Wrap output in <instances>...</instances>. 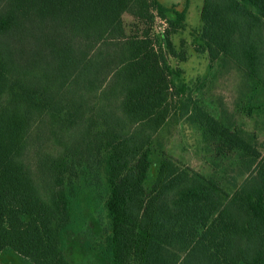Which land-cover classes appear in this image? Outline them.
<instances>
[{
    "label": "trees",
    "instance_id": "16d2710c",
    "mask_svg": "<svg viewBox=\"0 0 264 264\" xmlns=\"http://www.w3.org/2000/svg\"><path fill=\"white\" fill-rule=\"evenodd\" d=\"M202 1L192 46L212 70L243 71L252 118L264 0ZM187 29V10L160 0H0V264H264V154L171 65ZM182 124L215 166L256 160L234 193L228 171L207 177L156 141ZM36 131L60 148L34 153ZM88 171L106 183L105 227L76 203Z\"/></svg>",
    "mask_w": 264,
    "mask_h": 264
},
{
    "label": "rangeland",
    "instance_id": "374dc122",
    "mask_svg": "<svg viewBox=\"0 0 264 264\" xmlns=\"http://www.w3.org/2000/svg\"><path fill=\"white\" fill-rule=\"evenodd\" d=\"M160 2L167 7L174 5L179 11L187 10L188 29L186 33L176 36L174 39L177 50L179 52L182 50L186 51L187 59L185 61L175 58L170 59L171 65L181 70L183 83L189 85L190 91L194 92V96L197 93H201L207 104L216 114L221 115L222 110L226 109L238 126H241L246 132L255 135L257 143L260 144L258 148L264 154V95H261L260 103L257 105L260 107L259 113L255 112L252 118L248 117L247 110L249 106L248 98L244 94L247 92V88L243 71L236 66L227 67V69H217L218 67L216 66L217 68L212 70L209 67V62L206 57L196 53L192 46L190 33L201 27L200 14L203 1L192 0L188 5L187 0H160ZM124 21L127 31L130 33L134 20L131 16L125 15ZM182 42L184 45H182ZM37 134L41 136V132L36 131L33 134L35 143L33 144L32 150L34 153L43 149V156L46 152L56 151V148H60L53 146L52 142L48 141L44 143L42 140H36ZM156 141L159 144H163L167 152L175 158L207 177L223 178L225 176L224 173L228 171V178L225 182L228 181L231 183L233 182L232 178L236 176L238 166L235 165V162L237 158H229L228 161L221 164L217 161L218 166L213 165V162H215L213 153L208 151L200 143L198 133L190 129L187 125L182 124L174 128L166 129L157 136ZM37 142L42 143L43 147L41 149H37ZM160 160L161 156L159 154L153 158L155 165ZM35 161L33 165L36 164ZM82 176L75 186L76 203L79 205L78 209L81 211L84 203L87 202L90 204L95 220L99 225L105 227L107 220L104 204L108 196L105 180L103 177L98 178L93 171L86 172L83 178ZM241 181L242 178L238 179V184ZM91 233L89 232L90 237ZM81 262L82 264H91L92 259L85 257Z\"/></svg>",
    "mask_w": 264,
    "mask_h": 264
},
{
    "label": "crops",
    "instance_id": "0c3cea01",
    "mask_svg": "<svg viewBox=\"0 0 264 264\" xmlns=\"http://www.w3.org/2000/svg\"><path fill=\"white\" fill-rule=\"evenodd\" d=\"M237 125V124H236ZM238 126V125H237ZM246 132V131H245ZM248 133V132H246ZM249 134H252V133H249ZM255 145L259 151V153L261 155H263L261 153V151L259 150L258 148V144L257 143V138H256V141H255ZM256 160H251V158H247L243 163H241L239 166H238V169L236 171V176H234L233 179V182L229 183L228 181L225 182L223 184V188L230 194L234 193V191L237 189V187L242 183V181L247 177V175L249 174L250 171H252V169L255 167L256 165ZM242 178V181L238 184V179ZM231 179V180H232ZM229 183V184H227Z\"/></svg>",
    "mask_w": 264,
    "mask_h": 264
}]
</instances>
